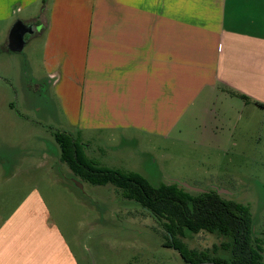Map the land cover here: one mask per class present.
<instances>
[{"label": "crops", "instance_id": "obj_1", "mask_svg": "<svg viewBox=\"0 0 264 264\" xmlns=\"http://www.w3.org/2000/svg\"><path fill=\"white\" fill-rule=\"evenodd\" d=\"M0 19L38 27L30 39L43 36L44 80L71 133H170L200 96L214 116L264 112V0H0ZM30 155L64 184L56 151ZM24 168L11 181L25 196L0 197V264H84Z\"/></svg>", "mask_w": 264, "mask_h": 264}, {"label": "rangeland", "instance_id": "obj_2", "mask_svg": "<svg viewBox=\"0 0 264 264\" xmlns=\"http://www.w3.org/2000/svg\"><path fill=\"white\" fill-rule=\"evenodd\" d=\"M13 22L0 19V197L18 201L25 196L28 187L21 179L11 181V168L23 162L26 169L33 168L31 188L45 198L84 264L183 263L174 249L161 247L162 228L156 219L113 185L84 183L83 189L72 191L42 176L41 163L30 154L41 146L55 152L56 135L69 130L63 107L44 80L43 36L31 40L29 35L23 49L12 52L6 43ZM203 99L194 102L170 133L85 128L71 134L98 166L138 172L153 185L179 180L201 189L229 190L251 206L256 229L264 233V112L240 106L223 116L219 101L212 105L220 114L214 116ZM44 160L51 162L52 157ZM63 167L58 172L70 184L75 177L67 164ZM225 240L201 231L185 243L205 250Z\"/></svg>", "mask_w": 264, "mask_h": 264}, {"label": "trees", "instance_id": "obj_3", "mask_svg": "<svg viewBox=\"0 0 264 264\" xmlns=\"http://www.w3.org/2000/svg\"><path fill=\"white\" fill-rule=\"evenodd\" d=\"M231 92L238 93L233 89ZM254 103L264 108V103ZM56 142L58 162L67 164L75 178L83 184H111L124 198L136 201L149 212L162 228L161 247L174 249L183 262L179 264H264V233L257 231L249 204L212 188L196 192L177 182L153 185L138 172L98 166L70 131L58 133ZM64 184L72 191L78 189L73 182ZM201 231L226 240L212 249L189 248L185 239Z\"/></svg>", "mask_w": 264, "mask_h": 264}, {"label": "water", "instance_id": "obj_4", "mask_svg": "<svg viewBox=\"0 0 264 264\" xmlns=\"http://www.w3.org/2000/svg\"><path fill=\"white\" fill-rule=\"evenodd\" d=\"M33 33V25L32 24H28L22 21H16L14 23V25L11 28V42L9 44V49L11 51H21L25 45V41H26V34H31ZM72 182L74 183V185L76 187H78L79 189H83L84 185L81 181H79L77 178H72L71 179ZM175 182H177L179 185L191 190V191H196V192H205L208 191V189H201L195 186H191L185 182L179 181V180H174ZM213 189H215L218 193L220 194H232L229 190L224 189V188H218V187H214ZM197 264H222V263H216L214 261H206V262H201V263H197Z\"/></svg>", "mask_w": 264, "mask_h": 264}, {"label": "flooded vegetation", "instance_id": "obj_5", "mask_svg": "<svg viewBox=\"0 0 264 264\" xmlns=\"http://www.w3.org/2000/svg\"><path fill=\"white\" fill-rule=\"evenodd\" d=\"M38 30V27L34 26L33 25V33H36ZM32 34V33H31ZM30 34H26L25 38H28ZM11 40V29L9 30V33H8V40H7V43H6V48L9 49V44H10V41ZM10 50V49H9ZM11 51V50H10Z\"/></svg>", "mask_w": 264, "mask_h": 264}]
</instances>
